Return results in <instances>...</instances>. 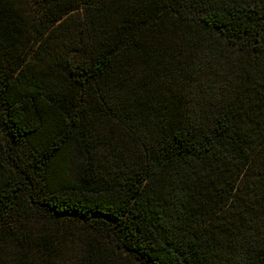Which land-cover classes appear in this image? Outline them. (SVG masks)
Returning a JSON list of instances; mask_svg holds the SVG:
<instances>
[{
    "label": "trees",
    "instance_id": "obj_1",
    "mask_svg": "<svg viewBox=\"0 0 264 264\" xmlns=\"http://www.w3.org/2000/svg\"><path fill=\"white\" fill-rule=\"evenodd\" d=\"M0 264H264V0H0Z\"/></svg>",
    "mask_w": 264,
    "mask_h": 264
}]
</instances>
